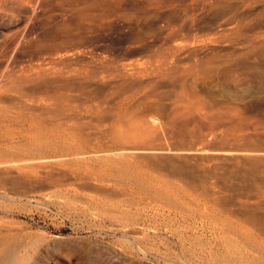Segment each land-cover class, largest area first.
I'll list each match as a JSON object with an SVG mask.
<instances>
[{
  "label": "rangeland",
  "instance_id": "rangeland-1",
  "mask_svg": "<svg viewBox=\"0 0 264 264\" xmlns=\"http://www.w3.org/2000/svg\"><path fill=\"white\" fill-rule=\"evenodd\" d=\"M5 250L264 264V0H0Z\"/></svg>",
  "mask_w": 264,
  "mask_h": 264
},
{
  "label": "bare ground",
  "instance_id": "bare-ground-1",
  "mask_svg": "<svg viewBox=\"0 0 264 264\" xmlns=\"http://www.w3.org/2000/svg\"><path fill=\"white\" fill-rule=\"evenodd\" d=\"M179 196V195H177ZM176 196H173L171 198H175ZM192 197V196H191ZM170 199V197H169ZM178 199V198H177ZM176 200V199H175ZM183 200V199H182ZM178 201V200H177ZM6 252L4 253H0V264H18L17 259L15 257V255L11 252H8L7 250H5Z\"/></svg>",
  "mask_w": 264,
  "mask_h": 264
}]
</instances>
